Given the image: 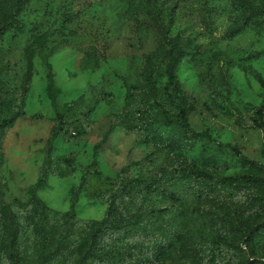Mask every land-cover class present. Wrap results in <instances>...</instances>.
I'll list each match as a JSON object with an SVG mask.
<instances>
[{
	"label": "rangeland",
	"instance_id": "obj_1",
	"mask_svg": "<svg viewBox=\"0 0 264 264\" xmlns=\"http://www.w3.org/2000/svg\"><path fill=\"white\" fill-rule=\"evenodd\" d=\"M260 110L264 0H0V264H264Z\"/></svg>",
	"mask_w": 264,
	"mask_h": 264
},
{
	"label": "trees",
	"instance_id": "obj_2",
	"mask_svg": "<svg viewBox=\"0 0 264 264\" xmlns=\"http://www.w3.org/2000/svg\"><path fill=\"white\" fill-rule=\"evenodd\" d=\"M258 114H259L258 123L264 129V116H262L263 111L260 110ZM203 176H206V175H203ZM240 179L242 180V182L248 183V184H255V182H257L256 178L247 176V175L241 176ZM152 187L155 188L154 182L144 181L143 179H130V180H123L117 187L116 192L119 195H124V194L133 193L134 191L138 189H142V188L147 189V188H152ZM126 217L129 221L131 220L130 216H126ZM113 218H114V214L111 213L108 215L106 219L102 221H93V224L98 225V228L96 229V236H100V234H102L103 232L105 233L109 229L113 231V227H114ZM104 258L109 259L110 257L106 255L104 256Z\"/></svg>",
	"mask_w": 264,
	"mask_h": 264
}]
</instances>
